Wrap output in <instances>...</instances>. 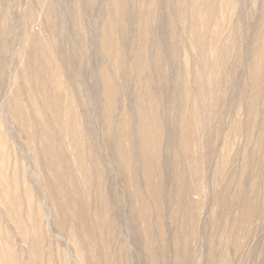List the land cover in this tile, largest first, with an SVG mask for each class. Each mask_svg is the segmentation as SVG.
I'll return each instance as SVG.
<instances>
[{"label": "rangeland", "instance_id": "rangeland-1", "mask_svg": "<svg viewBox=\"0 0 264 264\" xmlns=\"http://www.w3.org/2000/svg\"><path fill=\"white\" fill-rule=\"evenodd\" d=\"M0 264H264V0H0Z\"/></svg>", "mask_w": 264, "mask_h": 264}, {"label": "bare ground", "instance_id": "bare-ground-1", "mask_svg": "<svg viewBox=\"0 0 264 264\" xmlns=\"http://www.w3.org/2000/svg\"><path fill=\"white\" fill-rule=\"evenodd\" d=\"M44 51V50H43ZM41 54V53H40ZM41 56V55H40ZM40 59V58H39ZM43 59H45V58H42V59H40V65L41 64H45L44 63V60ZM47 60V59H46ZM41 68H39V70H38V74L40 75V87H42V89L44 88L45 89V93H46V96H45V99H46V97L49 99L50 97V95H49V93H48V91H47V81L48 80H46V76H45V73H42L41 72V70H40ZM36 70V69H35ZM29 73V72H28ZM29 75H30V73H29ZM28 78V77H27ZM38 87V86H37ZM39 87V88H40ZM32 89V88H31ZM43 89V90H44ZM40 90H41V88H40ZM50 90V89H49ZM34 93V92H33ZM43 93V91H41V94ZM44 94V93H43ZM42 94V95H43ZM53 96V95H52ZM55 96V95H54ZM33 97V96H32ZM76 97V96H75ZM32 99V98H31ZM55 101H56V99H54ZM58 101H60V100H58ZM57 101V102H58ZM42 103V102H41ZM45 103V102H44ZM44 103H42V104H44ZM52 102H50V104H51ZM56 103V102H55ZM60 103H61V101H60ZM73 104V103H72ZM75 104V103H74ZM44 105H46V104H44ZM55 105V104H54ZM56 107H58L57 105H56ZM62 107V106H61ZM73 107V106H72ZM59 108V107H58ZM70 109H72V108H70ZM59 110H61V109H59ZM66 111V110H65ZM56 113H57V111H55ZM58 112H60V111H58ZM75 112V111H74ZM42 113V112H41ZM44 114V113H43ZM72 114V113H71ZM57 115H59V113L57 114ZM56 115V116H57ZM41 118V117H40ZM42 119V118H41ZM44 121H46L45 119H44ZM43 122V121H42ZM40 124V123H39ZM44 124V123H43ZM47 126V125H46ZM68 126V125H67ZM76 126V125H75ZM49 127V126H48ZM71 127V126H70ZM78 128V127H77ZM71 129H72V127H71ZM75 129V128H74ZM67 130V129H66ZM49 132V131H48ZM47 132V129H46V133H48ZM74 133V132H73ZM43 140H45V139H43ZM61 140V139H60ZM70 140V139H69ZM77 140V139H76ZM81 140V139H80ZM63 141H64V139H63ZM77 142H79V141H77ZM69 143V142H68ZM57 144V143H56ZM76 144V143H75ZM143 144V143H142ZM70 145H71V143H70ZM46 146V145H45ZM79 147H80V145H78ZM142 146H144V144L142 145ZM59 148V147H58ZM47 150V153L48 154H50V155H52L53 154V152H55L54 151V149H53V147L51 146V143H49V145H48V148H46ZM60 149V148H59ZM61 151V150H60ZM81 151V150H80ZM57 155V154H56ZM53 158V157H52ZM60 160V162L59 163H63L64 161H63V158H60L59 159ZM50 161V160H49ZM75 165V164H74ZM56 168V167H55ZM59 168V167H58ZM63 170V169H62ZM60 172V171H59ZM62 172V174H63V171H61ZM70 173V172H69ZM59 174V173H58ZM55 176V175H54ZM55 179V178H54ZM59 179V178H58ZM55 182H56V180H55ZM57 184H60V187H61V190H62V192L64 193V194H66L67 195V192H66V188L63 186V182L59 179V182L57 183ZM68 199V201L71 203V204H77V201H75L74 199H72L71 197H67Z\"/></svg>", "mask_w": 264, "mask_h": 264}]
</instances>
